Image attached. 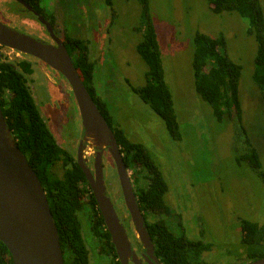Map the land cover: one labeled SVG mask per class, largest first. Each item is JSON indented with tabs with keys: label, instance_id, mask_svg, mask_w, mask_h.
Wrapping results in <instances>:
<instances>
[{
	"label": "rangeland",
	"instance_id": "rangeland-1",
	"mask_svg": "<svg viewBox=\"0 0 264 264\" xmlns=\"http://www.w3.org/2000/svg\"><path fill=\"white\" fill-rule=\"evenodd\" d=\"M260 1L264 13V0ZM0 4L3 14L11 21L6 25L46 39V33L33 16H18L14 10L20 7L10 0H0ZM43 7L47 14L53 13L61 37L68 29L70 35L75 34L86 42L90 58L96 64L97 93L106 101L116 126L124 130L131 142L144 145L163 173L170 186L167 201L172 215L168 224L176 229L179 225L177 212L181 214V211L177 210L180 200L176 192L180 190L178 192L184 196L179 195L181 206L187 204L190 208L185 215L187 224L198 233L203 227L216 245L202 257L206 256L209 264H246V258H240L236 248L241 237L239 219L264 225V178L246 162L237 161L246 150L245 137L257 150L264 171V88L253 79L257 43L248 32V22L237 12L215 14L208 0H149L150 18L162 52L165 81L173 95L182 134L181 140L176 141L159 116L133 91L146 84L149 71L137 51L145 33L140 1L56 0L54 5V0H43ZM197 33L212 38L223 35L228 55L242 66L239 84L242 132L233 122L219 123L210 106L195 92L192 57ZM3 55L13 59L15 54L3 50ZM27 58L36 68L31 85L36 104L53 121L61 113L62 105L66 107L72 125L71 141L61 144L73 155L78 154L81 119L67 81L53 72L57 81L50 83L40 72L47 66L35 58ZM65 138L66 135L62 142ZM56 171L62 175L61 163ZM116 173L114 165L104 169L111 201L114 205L119 201L123 207ZM123 212L126 215L124 209ZM81 220L92 251V264H110L96 251L86 209ZM202 238L199 240L203 241ZM223 246L228 247L225 251H234L227 255Z\"/></svg>",
	"mask_w": 264,
	"mask_h": 264
},
{
	"label": "trees",
	"instance_id": "trees-1",
	"mask_svg": "<svg viewBox=\"0 0 264 264\" xmlns=\"http://www.w3.org/2000/svg\"><path fill=\"white\" fill-rule=\"evenodd\" d=\"M22 1L36 11H43L40 7L41 0ZM139 1L145 16V33L137 51L147 63L149 71L146 84L133 91L164 122L171 137L180 141L182 134L177 122L173 95L165 81L162 52L150 18L149 0ZM208 2L217 15L237 12L248 22V32L255 37L257 43L253 79L264 88V13L261 1L208 0ZM108 3L110 5V1ZM63 35L62 43L73 57L82 82L106 122L113 126L112 130L121 153L124 154L126 166H135V169L141 168L147 173L149 180L147 187L141 185L138 179L135 180L138 184L137 202L145 218L149 214L160 217L159 221L147 222V230L162 264H203L202 256L210 246L194 242L184 235H176L169 229L164 220L165 216L170 215V207L165 201L168 185L163 173L144 145L129 141L124 131L114 126L107 103L97 95L94 86L96 66L90 58L87 44L65 31ZM193 42L192 69L196 94L210 106L213 116L219 123L233 122L241 131L243 108L239 97V84L242 66L235 63L228 55L227 42L223 35L212 38L197 33ZM33 73V65L27 60L14 62L7 59L3 62L0 60V96L6 91L10 93V96L0 103L20 151L27 157L46 192L64 253V263L90 264V252L80 220L81 213L88 204L94 220L92 231L102 241V252L111 255L114 264H120L83 170L75 162L74 155L57 143L34 100L29 86ZM244 147L246 150L237 157V161L246 162L254 172L264 178L258 152L251 140L245 137ZM60 163L63 167L61 176L56 171ZM240 226L242 239L239 248L242 249V255H245L248 262L264 258V225L242 219ZM0 264H13L10 252L2 242H0Z\"/></svg>",
	"mask_w": 264,
	"mask_h": 264
},
{
	"label": "water",
	"instance_id": "water-1",
	"mask_svg": "<svg viewBox=\"0 0 264 264\" xmlns=\"http://www.w3.org/2000/svg\"><path fill=\"white\" fill-rule=\"evenodd\" d=\"M39 21L47 27L55 44L37 39L0 21V47L36 58L61 74L70 84L83 132L78 165L86 176L119 260L121 264H130V260L137 262V256L107 191L103 171L105 153L109 154L116 168L135 233L145 249L153 252L156 264H160L113 130L86 89L62 41L54 35L45 19L39 17ZM87 146L95 150L93 170L84 155ZM0 242L10 252L13 264H65L46 192L27 157L20 151L8 127L1 104ZM247 264H264V258Z\"/></svg>",
	"mask_w": 264,
	"mask_h": 264
},
{
	"label": "flooded vegetation",
	"instance_id": "flooded-vegetation-1",
	"mask_svg": "<svg viewBox=\"0 0 264 264\" xmlns=\"http://www.w3.org/2000/svg\"><path fill=\"white\" fill-rule=\"evenodd\" d=\"M12 1L13 3H15L16 5H18L20 7V9H16L14 10V12L18 13V16L20 14H23V15H31L34 17V19L38 22V24L40 26H42L43 28V31H44V34L46 33V39H41L47 43H52V44H55L51 35L49 34L48 30H47V27L45 25H43L40 21H39V17H42L43 19H45L51 26L52 30H53V33L54 35L59 38L60 40L62 39V37L59 35V33H57V25H56V21H55V17L53 16V13L52 14H47V12L45 11L44 7H43V0H41V3H40V7L43 9V11L39 12V11H36L30 7H28L22 0H10ZM56 3V0H54V5ZM1 5V4H0ZM9 8V7H8ZM34 13H37V15H35ZM17 14H15L16 16ZM8 15H4L3 14V11L2 9L0 8V19L1 21H3V23L6 24L11 22L9 21V19H7ZM53 17V19H52ZM54 21V22H53ZM53 23H54V26H53ZM10 27V26H9ZM13 28V27H12ZM14 29H17V28H14ZM18 30V29H17ZM20 31V30H19ZM65 32L69 33V30L68 29H65L64 30ZM22 32V31H21ZM24 33V32H23ZM29 35V34H28ZM70 35V33H69ZM71 36H74V37H77L79 38L78 36H75L74 35H71ZM34 37V36H33ZM36 38V37H35ZM39 39V38H37ZM81 39V38H79ZM82 40V39H81ZM62 41V40H61ZM84 41V40H83ZM85 42V41H84ZM86 43V42H85ZM64 45V44H63ZM3 50H7V51H10L12 53H14L15 55L13 56L14 58L12 59L11 56H6V55H3ZM69 53V52H68ZM70 55V54H69ZM23 57V59H22ZM27 57H31V56H27V55H24V54H21L17 51H13V50H9L7 48H4V47H0V60L1 62L4 61V59H7L8 61H11V62H14V61H20V60H27L28 62L29 59ZM33 58V57H32ZM72 60H73V57H71ZM36 59V58H35ZM74 62V61H73ZM31 63V62H30ZM95 63V62H94ZM32 64V63H31ZM33 65V64H32ZM75 65V64H74ZM45 66L47 67H42L40 70V72L44 73L43 76L51 83H54L55 81H57V78L56 76L54 75L53 72L55 73H58L56 72L55 70H53L52 68H50L48 65L45 64ZM96 66V64H95ZM33 68H34V73L32 74V76L30 77V84L29 86L31 87V85L34 83L33 81V77L35 75V71H36V68H35V65H33ZM59 74V73H58ZM61 75V74H60ZM62 76V75H61ZM63 77V76H62ZM64 78V77H63ZM65 79V78H64ZM95 79H96V71H95ZM67 81V80H66ZM68 83V82H67ZM69 85V92H71L74 96V93L72 91V88L70 86V84L68 83ZM33 86V85H32ZM94 86H95V89H96V85L94 83ZM96 93H97V90H96ZM97 95L101 98L100 94L97 93ZM10 96V93L8 91H6L4 93V95L0 96V101L1 100H6L8 97ZM102 99V98H101ZM103 101H105L104 99H102ZM74 101L76 102V99H75V96H74ZM106 102V101H105ZM1 104V103H0ZM69 104V103H68ZM77 104V103H76ZM2 107V106H1ZM109 108V107H108ZM110 110V109H109ZM41 112V115L43 116V118L47 121V124H48V127L49 129L51 130V132L53 133V135L55 136L56 140H57V143L62 147V144L61 143H65L67 142L66 140H68L69 142L71 141L70 139V134H69V131L71 129V123H70V119L67 115V112H66V107L62 105V111L60 114H58L57 118H55V120L53 121L52 119L50 118H47L46 115H44V113L40 110ZM111 113V111H110ZM112 116V114H111ZM112 120H113V124L114 126H116L115 124V121L113 119V116H112ZM52 123V124H51ZM110 126V125H109ZM111 127V126H110ZM113 127V126H112ZM111 127V128H112ZM120 128V127H118ZM121 129V128H120ZM123 130V129H122ZM124 131V130H123ZM114 133V132H113ZM125 133V132H124ZM66 135L67 138L64 139V142H62V138L63 136ZM115 135V134H114ZM126 135V133H125ZM127 136V135H126ZM82 137H83V132H82V129H81V134H80V137L78 138V144H77V151L79 152V149H80V146H81V140H82ZM128 138V137H127ZM130 141V140H129ZM137 144V143H136ZM120 147V146H119ZM64 149H66L65 147H62ZM67 150V149H66ZM121 150V148H120ZM69 151V150H68ZM95 150H92L90 149L89 146H87L85 149H84V155L85 157L88 159L89 161V166L91 167V169L93 170V161H94V152ZM70 152V151H69ZM72 154V153H71ZM73 155V154H72ZM123 155V159H124V154ZM74 158H75V162L78 164V154L76 153V155H74ZM108 158L110 160H108ZM109 164V166L113 165V161L112 159L110 158L109 154L105 153V156H104V160H103V171L106 167H109L107 166L106 164ZM125 163V162H124ZM156 163V162H155ZM126 165V164H125ZM158 166V165H157ZM115 167V166H114ZM127 167V166H126ZM116 169V168H115ZM127 171H128V175H129V178H130V181H131V184L133 186V189H134V192H135V195H136V199H137V193H138V184L137 182L135 181L136 179L139 180V183H141V185H145L147 187V185L149 184V180L147 179V173L144 172L141 168L139 169H135V166H131V167H127ZM117 172V171H116ZM117 174V173H116ZM105 177V176H104ZM117 178H118V174H117ZM119 181V179H118ZM166 181V180H165ZM106 182V180H105ZM167 183V182H166ZM120 184V183H119ZM168 185V184H167ZM89 186V185H88ZM90 187V186H89ZM106 187H107V183H106ZM121 188V186H120ZM170 186H168V192L166 194V197H165V201H166V204L169 206L168 204V201H167V195L169 196L170 195ZM91 190V189H90ZM183 190V189H182ZM107 191H108V188H107ZM180 190H177V198H179V204H178V207L181 209H177L179 211H181V214L177 212V217L179 219V225H177V229L176 228H173L171 227L169 224H168V219L169 217L172 215V209L170 208V215H168L167 217L165 216L164 220L166 221V224L168 225L169 229L176 235H179V236H185L187 237L188 239H191L192 241L194 242H201V243H204L206 244L207 246H210V249L207 251V252H210L212 251V249L216 246L215 243L213 241H211L212 239L210 238V236L206 233V231L203 230V227L199 229V233H198V230L195 229L192 230L190 228V225L187 224V217L185 216L187 213V211L190 210V208H188L185 204L184 207L181 206V202H182V199L180 198V194L181 196L184 198V196L182 195V193L178 192ZM92 192V191H91ZM93 194V193H92ZM109 194V192H108ZM110 196V194H109ZM111 198V197H110ZM121 200L123 202V207H121L120 205V202L116 203V205H114V208H115V211L120 219V221L122 222V224L124 225L125 229H126V232H127V235L129 237V240H130V243L132 245V249L134 251V253L136 254L137 256V262H135L134 260H130V264H156L155 262V258H153L152 256V253L149 249H145V247L141 244V242L139 241L138 237H137V234L135 233V228L132 224V220H131V217L129 215V212L127 210V207H126V204H125V201H124V197H123V194H122V190H121ZM138 203V202H137ZM184 203V202H183ZM170 207V206H169ZM140 208V207H139ZM84 209H86L89 213V231L92 233V235L95 237V242H96V251L98 252V254L100 255V258L102 260H105V261H108L110 264H114V259L111 255L107 254V253H104L102 252V241L99 237H96L94 234H93V231H92V225H93V219H92V213L89 209V205L87 204V206L85 205ZM83 209V210H84ZM117 209V210H116ZM123 209L126 211V215L124 214L123 212ZM141 210V209H140ZM142 211V210H141ZM83 213V211H82ZM81 213V215H82ZM142 214H143V217L145 219V224H146V227H147V222L149 223H153V222H156V221H159L160 220V217L158 215H153V214H149L147 216V218H145L144 216V213L142 211ZM80 220H81V216H80ZM241 220L242 218L239 219V226H240V223H241ZM82 222V220H81ZM105 224V223H104ZM199 224V223H197ZM82 227H83V224H82ZM106 227V225H105ZM107 229V227H106ZM240 230H241V226H240ZM108 231V229H107ZM197 231V232H196ZM109 233V231H108ZM149 233V232H148ZM110 234V233H109ZM83 235H84V238H85V234H84V228H83ZM150 235V234H149ZM111 236V235H110ZM151 237V236H150ZM200 237H203L202 240H199ZM197 238V239H195ZM241 239H242V233H241V237H240V241H239V244L236 245V251L238 252L237 254L241 257L245 255H242V249L239 248L240 246V242H241ZM86 241V239H85ZM112 241V239H111ZM151 241H152V244L154 246V250H155V254L157 255L156 253V248H155V245H154V242L151 238ZM87 243V241H86ZM114 245V244H113ZM88 246V249H89V252H90V264H92V261H93V258H92V251L90 250L89 248V245L87 244ZM115 247V246H114ZM225 248H228V247H222V250L225 251ZM232 248V247H231ZM116 250V249H115ZM231 251H234L231 249ZM231 251L227 250L225 251V253H230ZM205 252V253H207ZM117 254V253H116ZM228 255V254H227ZM118 257V255H117ZM157 260L159 261L160 264H162L160 258L158 257L157 255ZM247 260V258H246ZM117 261L120 262L119 260V257L117 259ZM134 261V262H133ZM236 262V261H235ZM248 262V260H247ZM202 263L203 264H209L208 261H207V257L204 256L202 257ZM121 264V262H120ZM212 264V263H211Z\"/></svg>",
	"mask_w": 264,
	"mask_h": 264
}]
</instances>
